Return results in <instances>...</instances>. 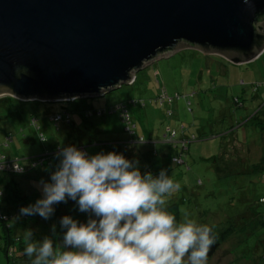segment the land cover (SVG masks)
<instances>
[{"label":"rangeland","instance_id":"obj_1","mask_svg":"<svg viewBox=\"0 0 264 264\" xmlns=\"http://www.w3.org/2000/svg\"><path fill=\"white\" fill-rule=\"evenodd\" d=\"M262 52L256 56V59L252 61L253 63L241 64L243 65L241 66L243 70H241L238 65L236 66L229 61H225L222 57L210 56L207 58L205 54L198 51L183 50L175 57L170 56L153 62V64L155 63V67L153 68L146 66L133 74L137 78L133 86L123 85L121 88L115 89L101 97L78 99L75 104L58 102L46 104L21 103L19 101L2 102L6 108L3 109L5 118L0 117V153L9 157L23 159L25 164H27L26 161L34 157L52 153V146H55V148L59 147L60 150L69 146H75L78 150L85 151L89 155L105 153L107 151L106 147H109V145L104 146L96 142L83 146L84 149L79 148L77 141L78 132L76 131L75 138H69L67 135L68 130L64 125L60 126L59 132H56L53 124L49 121L48 114L63 113L62 109H66L71 114L70 120L74 123V128L71 126L72 132L75 131V128L83 129V126L87 124L85 130L93 140L106 142L109 137V140L125 141L128 134L124 132L125 126L119 118L118 112L102 118L94 117L88 120H83L81 114L86 109H105L131 98L137 99L141 94H144L142 98L145 106L132 110L131 113L135 124V131L141 133V131L146 132L148 130L144 125V117L148 116L151 120L148 133H152L153 130L160 134V139H162L168 128L176 130L179 133V123L187 128V131L190 133H194L202 138L199 141L190 143L189 157L187 159L189 171H183V174L175 178L179 181V184L185 185V190L178 189L176 191L177 199L180 200L182 197L189 199L185 204L180 205L182 215L179 222L187 217L194 219L200 225H208L214 231L219 232L223 230L222 228L229 225L228 219L235 217L237 210H245L249 206L251 202H245L243 197L252 200V205L254 206L257 204L256 200L264 196V182L260 181L259 175H245V181H241V175L237 176L238 174L233 173L230 177L221 180L218 178L219 174L230 171V168H225V165L219 160V155L224 145L228 149L230 148V137L223 136L227 135V132L231 130L230 126L234 122V119L238 120L239 123V125L232 126L234 133L249 136L248 141L250 144L248 143L247 145H250L251 152H253L252 157L256 162L261 152L264 151V136L260 127L253 125V122H249L247 127L243 126L240 128L241 124L246 122L256 111V107L252 109L255 104L250 107V98L248 96L246 103L241 101L245 105V109H249L250 107L249 115L243 112L242 108L235 109L233 103L228 105L231 97L236 93H240L239 88L247 87L250 84L264 83V52ZM245 64H254L255 69L261 74L263 79L260 82H249V79L252 78L251 72L245 76L247 72L245 69L252 66ZM221 65L230 71L229 80H226V75H224L225 70H219ZM154 71L159 72L157 79L153 77ZM218 75L224 79L212 80L213 78H217ZM157 81L161 86L165 87L171 97L174 94L182 96V99L178 101L174 99L173 104H165V107L173 110L172 118L165 117V115L169 114H165L164 109L161 108L160 110L159 106L154 102L160 92V86ZM219 86L223 89L224 97L219 93ZM8 96L15 98L12 94L4 92L0 94V99ZM187 101L191 103L189 108L186 106ZM76 106L79 108H76ZM10 108L15 111L14 114ZM10 113L13 114L12 118H10ZM222 113L224 114V118L220 122L218 121V117ZM226 113L227 115H225ZM32 114L38 120V126L41 128V133L46 139V144H40L37 140L35 129L29 127L30 115ZM139 117L140 119H138ZM230 117H232V121H229ZM237 127L240 129H237ZM97 128L100 132L102 130L104 132L100 134L95 133L94 129ZM7 132L11 133L12 142L7 148H2L1 143ZM221 134L224 135L220 137ZM141 137L143 138V142H145L146 139L143 136ZM259 137H262L260 140V142L263 141L262 144H259ZM127 142H130V139ZM252 143L256 144V146L259 144L257 149ZM132 149L130 147V150ZM225 152H227V149ZM224 155H226V161L244 162V160H237V156L232 151L224 153ZM214 157L218 158L217 164L221 171L220 173L212 167L211 161H213ZM59 163L60 159L57 154L51 156L50 160L43 167H38L29 173L32 178L36 179L33 182L28 179L29 176L27 175L15 177L18 183L16 188L21 187L23 184L22 188H25L27 184L32 182L30 189L26 191L27 207L34 205L37 200L43 198L41 181L50 183L51 175L57 170ZM179 169L183 170L181 167ZM5 179H10V176L6 175ZM197 180L202 181L203 185L201 187L195 186ZM10 185L16 190L12 183ZM17 191L22 194L21 188ZM12 199L14 200L12 206L16 204L15 201L20 203L16 195H13ZM61 203L68 204L69 209L78 208L74 207V205L78 206L77 203L70 199L67 203ZM257 208L260 211L262 210L261 207ZM185 209L188 211L183 214ZM75 211L83 215L86 214L80 210ZM64 214L65 212H60L58 219L63 218ZM53 216L49 219H44L40 215H31L35 219L30 224L32 231L49 237L51 234L50 229H52L55 223ZM225 216L228 219H225ZM9 222L13 225L15 218L10 219ZM245 224L247 223L238 222L235 223V227L238 229ZM244 232L232 234L231 237L221 244L216 254L207 260L206 264H264V249L256 248L257 246L261 247L264 245V230L257 229L250 235L248 231ZM26 259L25 261L27 262L23 263L31 264L29 259ZM0 264H6L2 252H0ZM185 264H188L187 256L185 257Z\"/></svg>","mask_w":264,"mask_h":264},{"label":"water","instance_id":"obj_2","mask_svg":"<svg viewBox=\"0 0 264 264\" xmlns=\"http://www.w3.org/2000/svg\"><path fill=\"white\" fill-rule=\"evenodd\" d=\"M181 47L256 59L264 0H0V94L22 101L101 97Z\"/></svg>","mask_w":264,"mask_h":264},{"label":"clouds","instance_id":"obj_3","mask_svg":"<svg viewBox=\"0 0 264 264\" xmlns=\"http://www.w3.org/2000/svg\"><path fill=\"white\" fill-rule=\"evenodd\" d=\"M15 71L17 78L28 73L27 68ZM57 155L60 163L51 182L41 181L43 198L20 214L49 219L55 204L70 199L89 219L80 223L63 217L66 232L55 247L52 239L34 242L33 232L25 231L24 253L32 264H185L186 256L188 264H206L217 236L194 219L177 222L167 210L166 200L180 184L166 169L158 177L142 174L139 162L123 154L89 155L75 146Z\"/></svg>","mask_w":264,"mask_h":264},{"label":"trees","instance_id":"obj_4","mask_svg":"<svg viewBox=\"0 0 264 264\" xmlns=\"http://www.w3.org/2000/svg\"><path fill=\"white\" fill-rule=\"evenodd\" d=\"M153 67H155V66L153 65L151 68H153ZM158 75H159L158 71L153 72V77L155 79H157ZM136 81H137V78H135V81L131 86H133L136 83ZM255 85L256 84H250L246 88L251 93H256L259 89L264 88V87H261L255 91H253L252 88ZM159 86H160V92H159V95H157V99L154 100V102H155V104H157L159 106L160 110H161V108H163L164 113L169 114V115H165V117L172 118L173 117V110L170 109L169 107H165V104H173L174 99L178 101V100L182 99V96H180L178 94H174L173 97H171L167 93L165 87L161 86L160 83H159ZM161 87H163V88L161 89ZM164 95L166 98H164L161 102L162 96H164ZM16 99L17 98H12L9 96L0 99V117L1 118H3V119L5 118V116H4L5 112L3 109L6 108V106H4V104H2V102H12V101L17 102V101H19L21 103H39V104L48 103V102H40V101H22V100H19V99L16 100ZM77 100L78 99L66 101V102H58V103L75 104ZM231 103H233L235 109H238L240 107L242 108V106H243V103L241 102L240 97H238V96L231 97L229 104H231ZM119 105L124 106L128 110L129 115H130V119H131V123L133 125H135L134 121H133V117L131 115L132 110L140 109L141 106L142 107L145 106V102H144L142 96L137 97V99L131 98L129 100H126L125 102L118 103L116 105H113L111 107H107L105 109L104 108L103 109L98 108V109H94V110L86 109L82 112L81 117L83 120H88V119H91L94 117L95 118H102L106 115H112L114 113L105 112L104 114L102 113L98 117L96 115V112L97 111L98 112L103 111V110H112ZM190 105H191L190 101H187L186 106L189 108ZM76 108H78V107L76 106ZM11 111L14 114L15 111L12 109H11ZM62 111H63V113H56V114L49 113L48 114L49 121L53 124L55 131L59 132L60 126L64 125V127H66L68 130L67 135L69 138H75L74 135H76V131L78 132V135L80 136V133L78 130L79 128L78 129L75 128L74 132L71 131V128L72 127L74 128V123L72 120H70L71 114H69L68 110H66V109H62ZM258 113H259V110H257L253 115H251V117L247 120V122L241 124L240 128H242L243 126L247 127L249 125V122H253V125H257L258 127H260L261 131L263 132L262 135L264 136V123L260 124L261 122H257V119L259 118ZM13 114L10 113V118L13 117ZM90 114H91V116H90ZM56 116H61V121L57 126L55 123H53L51 121V119L56 117ZM218 121L221 122L222 120L219 119ZM86 125L83 127L85 128ZM180 125L181 124L179 123V125H178L180 127L179 133H177L176 130H171L170 128H168L166 130V133H164V136L162 137V139H160V142H161L160 144L163 145L160 149L156 148L155 146H153L151 144L152 149L149 151V153L139 155L137 161L139 162V166H140L139 169H140L142 174H146V173L151 172L154 177H158L159 173L161 171V166H163L162 161H163V164H166L169 166V171L173 172L172 178H173L175 183H179V181L177 179H175L177 176L183 174L182 173L183 171H187V170L189 171L190 168L187 164V159L189 157V148L191 145L190 143L195 142V141H199V139H202V138L200 136L195 135L194 133H190L189 131H187V128H185L182 125L180 126ZM238 125H239V123H238ZM29 127L32 129H35V133L37 135L38 142L40 144H46V139L42 140V138H41V137L44 138V136L41 133V128L38 126V120L36 119L34 114L30 115ZM238 127H237V129H240ZM84 128L81 129L80 132H84ZM231 130H233V127L231 128ZM124 132H126V131L124 130ZM79 136L77 137L78 144H79ZM127 136L130 139V142H127V140H129V139H127L123 143L113 144V145L118 146V147L114 146V148L119 150L118 152L117 151H115V152L124 155L128 150H130V147H135V146L142 145V144L146 143V141L143 142V138L141 137V135L137 134L136 131H135V134H133V135L128 134ZM221 136H223V134H221L220 137ZM6 137H10L11 142H12L11 133L10 132L5 133V135L3 137V141L1 143L2 148H7L9 146V144H11V142H10L6 147L3 146ZM215 137H218V136H215ZM139 138H141L142 140L139 141L138 140ZM248 138H249V136H248ZM168 139H169V141H168ZM89 140H88L89 144H92V142L93 143L96 142V143H101L102 145H104V142H98L96 140H93L92 138H89ZM258 140H259V138H258ZM262 142L259 141V144H262ZM248 143H249V141L247 140V143L243 145V149H245L246 153L249 150V145H247ZM85 144H87V143H85ZM223 147H224L223 151L221 150L220 155H219V157H220L219 160L222 161V163L225 165V168L229 167L230 171L228 173L224 172L222 174H219L218 175L219 180L226 178V177H230V175L233 173V174H238L237 176L241 175L240 176L241 181H245V178H244L245 175L253 174V175H257V176L259 175L260 181L264 182V178H263V176H264V151L262 152L260 158L256 162L253 159L252 155H242L243 152L238 151L235 146H232V147L230 146L229 149L225 145ZM58 149L60 152L61 150L59 147L55 148V146H52V153H46L45 155L34 157V158L26 161L27 164L24 163L25 161L23 159H20L17 157H9L5 154L0 153V155L4 156L6 159L16 161L18 164H20L23 167V170H24V172H22L21 174H10V173H6V172H0V252H2V254L6 260V264H22L23 262H27V261H25L26 258L29 259V257L24 253V250L26 247V244L24 242L25 232L18 233L17 230L23 228V230L26 229L25 231H28V230L32 231V229H31L32 227L30 226V224L33 223L35 220L31 216H29V217H31V218H29L28 215H21L20 214L21 208L27 207V205H26V200H27L26 193L27 192L26 191L29 190L30 188L25 186V188L21 189L22 194H20L19 191H17L18 188H15L16 190H14L12 188V186L10 185L13 181L12 178L16 177V176L28 175L29 176L28 179L32 180V182L36 181V179L32 178L29 175V173L33 172L38 167H43L44 164L50 160L51 156H55L56 154L59 153V152H56ZM226 149H227V152H225ZM231 151L235 156H237V160L238 159L244 160V162L241 161L238 163L237 161H229V160L226 161L225 160L226 155H224V153H229ZM165 159L167 162H164ZM39 160L40 161L42 160V162L40 164H37L36 167H31L32 162H34V161L37 162ZM217 161H218V158L214 157L213 161H211V164H212L213 169L220 173L221 171L218 167ZM179 167H181L183 170H180ZM6 175L10 176V179H8V180L5 179ZM32 182L27 184V185L30 186L32 184ZM197 182H198V184H197ZM242 184H244V183H242ZM202 185H203L202 181H200V180H197L195 183V186H197V187H201ZM13 186L17 187V185L15 186L14 184H13ZM179 189L185 190V185L180 184ZM176 191L174 193H171L170 196H168V198H167L168 200L166 201V207H167L168 211L175 214L176 220H177V222H179L180 217L182 215L180 205L185 204V202L189 201V199L184 198V197H182L180 200L177 199ZM24 192H25V194H24ZM13 195H16L17 199L20 200V203L15 201L16 204L14 206H12L13 201H14L12 199ZM243 199L245 202H251V203H249V206H247V208L245 210H237L235 217L228 219V217L225 216V219L229 220L228 226L222 228L223 230H220L219 232L214 231V229L212 228L213 232L217 236V240H216L215 245L212 246L210 249L208 259H211L216 254V252L220 248L221 244L224 243L229 237H231L232 234H241V233H245L244 231H248L249 235H250L253 231H256L257 229H263L264 230V196L259 197L256 200L257 204L254 206L252 205V200H249L248 198H245V197H243ZM260 200H263V201H260ZM68 206H69L68 204H62V203H58V204L54 205L53 219L55 220L54 221L55 223L53 226H55V231H53V226H52V229H50L51 234L48 237V238L53 240L54 247L62 244L63 235L66 232V229L62 228V226H61L62 218L58 219L60 212H65L64 217L70 216L74 220L79 221L80 223H87V221L89 219L88 213L83 215L80 212L78 213L77 211H75V210H79V208L69 209ZM256 206L261 207L262 210L260 211ZM74 207H78V206L74 205ZM187 211L188 210L185 209L183 214L186 213ZM16 217H19V219H15V222L13 225L10 224V222H9L10 219H13ZM92 218H95V217H92ZM233 218L235 221L233 220ZM238 222L239 223L244 222L247 224H245V225L241 226V228L239 227L237 229L235 227V223H238ZM224 224H225V222H224ZM32 232H33L32 239L34 242H42L43 239L45 238V236L40 235L38 232H35V231H32ZM256 248L264 249V245L261 247L257 246ZM65 250H67V249H65ZM263 257H264V255H263ZM28 259H26V260H28ZM33 259H34V257H33ZM29 262L32 264L31 259H29Z\"/></svg>","mask_w":264,"mask_h":264},{"label":"crops","instance_id":"obj_5","mask_svg":"<svg viewBox=\"0 0 264 264\" xmlns=\"http://www.w3.org/2000/svg\"><path fill=\"white\" fill-rule=\"evenodd\" d=\"M183 50H193V51H198V52H200V53H203V54H205V57H210V56H218V57H222L225 61H229V62H231V63H233L234 65H238L239 66V69H241V66H243V65H241V64H244V63H246V62H241V63H235V62H233V61H231L230 59H228V58H226L225 56H223V55H221L220 53H215V52H205V51H203V50H201V49H196V48H190V47H181V48H179V49H176L170 56L171 57H175L179 52H181V51H183ZM169 56V57H170ZM255 60V59H254ZM158 61V60H157ZM253 61V60H252ZM252 61H250V64L251 63H253ZM156 62V61H155ZM249 63V62H248ZM151 64H153V63H151ZM150 64V65H151ZM155 64V63H154ZM153 64V65H154ZM250 64H245V65H249V66H252L251 68L250 67H248L247 69H245V71H247L246 72V74H245V76L246 75H248L247 73H250L251 74V79H249V82H260L262 79H263V77L261 76V74H259L258 72H257V70L255 69V65L254 64H252V65H250ZM149 65V66H150ZM152 65V66H153ZM152 66H150V67H152ZM219 70H225V72H224V75H226V80H229V73H230V71L228 70V68H227V70H226V68H225V66H223V65H221V68L219 69ZM241 70H243V69H241ZM220 80V79H224L222 76H217V78H213L212 80ZM239 94H235V95H233V96H239L240 97V100L241 101H243V102H247V96L250 98V107L252 106V105H254L255 104V106H253V108L252 109H254L255 107L257 108L256 109V111L257 110H259V113H258V119H257V122H261L260 124H262V123H264V88L262 89H259L256 93H251L246 87H241V88H239ZM219 93H220V95L222 96V97H224L225 96V94H223V89L219 86ZM232 93H235V92H232ZM231 93V94H232ZM144 94H141L140 96H142V97H144L143 96ZM232 96V97H233ZM228 105H229V103H228ZM250 107H249V109H245V105L243 104V106H242V109L244 110L243 112H245V113H247V115H249L250 113H249V110H250ZM79 108V107H78ZM91 108V107H90ZM241 108V107H240ZM226 109V108H225ZM255 111V112H256ZM254 112V113H255ZM225 115H227V113L225 114ZM145 119H144V125H145V127L148 129L146 132H143V131H141V133H139L138 131H136V133L137 134H139V135H141V136H143L145 139H147V140H145L146 141V143H144V144H142V145H138V146H135V147H132L133 149L132 150H128L125 154H124V157L126 158V159H128V160H130V161H137V159H138V157H139V155L140 154H145V153H149V151L152 149V146H151V144L153 145V146H155L156 148H158V149H160L163 145H161L160 143V134H158V133H156L155 131H153L152 130V133H148V131L150 130V124H151V120L149 119V117L148 116H145L144 117ZM224 118V114L222 113L221 114V116L219 115V117H218V120L219 119H223ZM138 119H140V117L138 118ZM229 121H232V117H230L229 118ZM247 122V121H246ZM238 123V120H236V119H234V122L231 124V128H232V126L233 125H238L237 124ZM245 123V122H244ZM230 128V129H231ZM78 129V128H77ZM79 130V133H80V136H79V148H83L84 149V147L83 146H85V145H87V144H89V138H91L89 135H88V133H87V131L85 130V128H84V132H80L81 131V128H79L78 129ZM137 130V129H136ZM94 131H95V133H98V134H100V133H103L104 132V130H102L101 132H100V130H98V128L97 129H94ZM105 131H106V129H105ZM148 133V134H147ZM228 134L227 135H225V136H223V137H226V136H228V137H230V141H229V143H230V146L232 147V146H235L236 148H237V150L238 151H242L243 152V154L242 155H253V152H251V149H250V145H249V150L247 151V153H246V151H245V149H243V145L244 144H246L247 143V140H248V137H247V135H239L238 133L236 134V133H234V131L233 130H231V131H229V132H227ZM224 135V134H223ZM127 139H128V137H127ZM262 139V137H259V140L258 141H260ZM89 140V141H88ZM126 141V140H125ZM124 140H122V141H120V140H114V139H111V140H109V137L107 138V141L106 142H104V145H109V147H106V149H107V151L104 153V154H108V153H111V152H115V151H119L118 149H116V148H114V146H117V145H113V144H119V143H123V142H125ZM128 141V140H127ZM85 143H87V144H85ZM111 143V144H110ZM252 144H254V143H252ZM259 146V145H258ZM258 146H256V144H254V147L257 149V147ZM118 147V146H117ZM223 148V147H222ZM222 148H221V150H222ZM117 152H115V153H117ZM117 154H119V153H117ZM261 154H262V152H261ZM261 156V155H260ZM260 156H259V158H260ZM164 162H167L166 161V159H165V161ZM162 165L163 166H161V170H167V173H168V175L169 176H173V172H170L169 171V166L168 165H166V164H163V161H162ZM138 167H140L139 166V164H138ZM28 176V175H27ZM12 183L16 186H18V183H17V181L15 180V177H13L12 178ZM24 185V184H23ZM23 185H21V187H19L18 189H22V187H23ZM28 188H30V186H28V185H26ZM16 188V187H15ZM17 189V190H18ZM37 215H39V214H36L35 216H37ZM25 230L26 229H24L23 230V228L22 229H18L17 231H18V233H22V232H25Z\"/></svg>","mask_w":264,"mask_h":264},{"label":"built area","instance_id":"obj_6","mask_svg":"<svg viewBox=\"0 0 264 264\" xmlns=\"http://www.w3.org/2000/svg\"><path fill=\"white\" fill-rule=\"evenodd\" d=\"M170 55L171 54L161 56V57L157 58L156 60L162 59V58H168ZM134 81H135V77L131 79V82H129L128 85L131 86L134 83ZM261 87H264V83H262V84H256L255 86H253L252 89H253V91H255V90H257V89H259ZM164 98H166L165 95L162 96L161 102H162V100ZM117 111L119 112V117H120L121 121L125 125L124 130L129 135L135 134V131H134L135 130V126L131 123V119H130L129 112H128V110L124 106L119 105V106L115 107L112 110H103V111H99V112L97 111L96 112V115L99 117L102 113L103 114L105 112L115 113ZM90 116H91V114H90ZM51 121L53 123H55L56 126H57L60 123V121H61V116H56V117L52 118ZM138 140L141 141L142 139L139 138ZM168 141H169V139H168ZM10 142H11V138L10 137H6L3 146L6 147ZM56 152H59V149ZM37 162H35V161L32 162L31 167H36L37 164H40L42 162V160L41 161L39 160ZM0 172H6V173H10V174H21L22 172H24V170H23V167L20 164H18L16 161L8 160L4 156H1L0 155ZM263 178H264V176H263ZM260 201H263V200H260Z\"/></svg>","mask_w":264,"mask_h":264}]
</instances>
